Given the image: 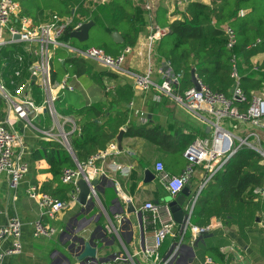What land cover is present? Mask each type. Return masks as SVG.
<instances>
[{"label":"crops","instance_id":"1","mask_svg":"<svg viewBox=\"0 0 264 264\" xmlns=\"http://www.w3.org/2000/svg\"><path fill=\"white\" fill-rule=\"evenodd\" d=\"M106 1L109 2V0H82L81 6L90 11ZM130 1L136 9L141 30L136 45L132 46L133 50L125 58L122 68L119 71L110 69L117 73L119 78L109 80L104 77V81L107 83V90H105L89 75L79 76L81 79L85 78V88L83 86V91L81 90L78 96L75 95V92L72 96H80L82 99H79L78 103L73 101V105H68L64 109L73 108V106L79 107L85 103L90 105L101 103L105 107L109 100L106 92L118 88L121 85L120 80L123 79V81L133 84L135 95L130 105L118 103L116 107L119 110L127 111L129 124L133 122L144 123L141 115L137 113L139 110V112H144L147 120L159 124L165 131L171 129L170 133H176L177 130H180L184 134L193 133L197 138L202 137L207 133V124L200 122L185 110L177 107L174 101L170 105V113H168L161 106L162 101L155 100L156 87L148 90V92H142L135 87L134 82V74L144 75L151 71L152 80L156 84L162 83L167 64L157 53V46L150 44L148 37L155 28L160 27L157 22L159 10L168 8V16H170L175 8V0ZM198 1L208 3L210 0ZM186 4L180 5L182 10ZM76 40L77 44L70 46L83 49L78 45L81 42ZM9 45H17L18 47L11 51L7 50ZM3 47L5 48H1L0 80L11 92L14 91L17 84H26V93L35 101L40 102L43 99V96L40 95V85L36 81L30 82L31 87L28 85L27 63L31 60V56L27 52L26 45L13 43ZM61 49L65 51L66 58L76 54L74 49ZM20 56H23V61L18 60ZM261 56L262 54L255 58ZM58 58L62 60L64 57ZM85 61L92 64L94 70L99 73L110 71L102 64ZM18 69L22 71L20 76L15 75ZM5 109V104L0 99V120L6 117ZM47 114L49 113L46 112L39 120L41 126L45 124ZM71 116L75 117L81 126L84 120L82 116L77 113ZM16 127L23 131L22 122H17ZM245 128L248 129L246 125H243L242 130ZM24 132L25 144L29 149L27 154L28 173L22 178L16 189L11 187L7 175L0 174V227L6 226L13 216L20 218L22 222V250L19 253L4 256L1 264H96L111 259L115 253L130 256L133 264H155L153 260L139 252L145 247L147 240L152 238L154 229L160 226L159 222L157 224L145 222V216L150 215L143 210L145 203L158 200L160 205H165V200L172 196L155 173V163L158 160L165 161V168H167L169 161L160 147L142 137L127 138L124 136L123 150H120V153L106 162L98 163L105 169L106 174L95 186L96 194L90 195L88 203L81 205L78 201L75 205L57 212L54 217H51L45 215V209L28 196L27 189L31 185L39 184L42 189L50 194V190H55L58 187V182L54 180L55 178L50 171L51 166L47 160L32 157V152L40 147L39 140L42 139V135L31 129H26ZM241 133L244 135L246 130ZM185 159L187 161L185 166L182 167V163L174 164L172 162L171 168L167 170L175 175L183 174L190 164L189 159L186 157ZM113 160L129 167L130 173L125 174L114 169ZM147 169H151L156 176L151 182H145ZM190 175L191 178L186 184V186H190V195L185 205V220L190 218L189 224H186V221L184 224L176 222L177 225L174 230L178 239L172 235L167 237L160 249L161 261L166 264H264V224L259 218L252 226L241 232L237 225L226 227L216 216H212L208 230L199 234L193 231L194 226H201L192 221L191 206L195 198L198 200L209 175L203 165H196ZM130 202H133L135 207L132 212L128 211ZM100 203L103 204L107 213H103ZM116 214L124 215V219L118 231L113 233L107 229L106 223L109 218L114 219ZM38 218H43L46 223L54 227L55 233L52 236L39 238L34 236V224ZM13 242V236H6L1 244V250L10 248ZM87 243L96 249V257H82ZM209 246H219V250L226 254L227 262L222 263L216 260L208 252Z\"/></svg>","mask_w":264,"mask_h":264},{"label":"trees","instance_id":"2","mask_svg":"<svg viewBox=\"0 0 264 264\" xmlns=\"http://www.w3.org/2000/svg\"><path fill=\"white\" fill-rule=\"evenodd\" d=\"M18 1L22 14L31 17L37 24L46 21L53 13L73 15L75 22L94 20L89 39L78 45L83 49L98 46L112 56H119L126 47L135 46L141 30L136 9L130 0H109L90 11L81 6L82 0ZM182 2L184 0H175V8L170 16L168 8H161L157 16L160 27H169V32L157 42V53L171 63L175 74H181L180 82L176 84L178 91L193 85L191 74L195 69L198 78L213 91L230 96L236 82L232 77L234 51L240 54L242 61V88L249 97L260 90L264 86V0H210L208 3L187 0L184 10L180 6ZM241 10L243 14H240ZM226 23L236 31L238 47L234 51L228 47L224 27ZM73 28L72 24L61 37L63 42L70 45L77 44V40L71 37ZM96 29L104 33L105 38L97 44H87L94 37L92 33ZM115 31L122 35V43L114 40ZM16 47L9 45L7 50L13 51ZM65 54L63 49H59L52 61L55 80L67 73L89 75L107 90L104 77L109 80L119 78L112 70L100 73L95 71L92 64L77 54L67 58ZM261 54L263 57L258 58ZM58 57L64 58L60 60ZM120 83L118 88L106 92L109 100L105 107L101 103H85L79 107L62 109L61 113L65 115L77 113L84 119L81 131L72 137L73 152L79 162L86 163L94 153L112 142L124 127L125 137H142L157 144L169 160L166 169L171 168L172 162L185 166L187 161L183 153L197 138L196 135L184 134L180 130L170 133L171 129L165 131L152 121L129 124L127 111L117 109L116 105H130L135 95L134 86L123 79ZM161 103L170 113L169 107L173 100L163 96ZM247 105L243 104L241 111ZM41 138L40 147L32 152V157L44 158L51 166L50 171L58 187L50 190V194L69 200L68 194L73 186L63 183L61 175L66 168H75L77 162L61 142ZM257 188L264 189V155L244 145L207 181L192 210L191 219L196 225L205 228L212 216H216L222 225H237L241 232L252 226L257 218L264 224V198L255 192ZM175 238L178 239L177 236ZM208 250L216 260L227 262L226 254L219 250V246H209Z\"/></svg>","mask_w":264,"mask_h":264},{"label":"built area","instance_id":"3","mask_svg":"<svg viewBox=\"0 0 264 264\" xmlns=\"http://www.w3.org/2000/svg\"><path fill=\"white\" fill-rule=\"evenodd\" d=\"M184 3H187V0H184L181 5ZM243 13L244 11L241 10L240 14ZM85 22L87 21L75 22L73 15L61 16L58 13H53L46 21L37 24L31 17L22 14L18 0H0V50L6 44H25L27 52L31 56V60L27 63L28 85L31 87L30 82L36 81L44 91L43 99L37 102L26 93V84H17V87L11 92L0 80V99L3 100L6 107V117L0 120V174L9 177L10 185L14 189L19 186L22 178L29 171L27 160L29 149L25 144L24 130L31 129L48 140H57L69 152L73 151L72 137L81 131V126L76 118L61 114L56 103L65 91L77 92L80 83V77L76 73H67L61 79H53L52 61L57 51L61 48L74 49L76 54L85 60L102 64L108 70L119 71L122 68V62L133 50V47L129 46L119 56H112L98 46L92 45L86 49H76L61 40L69 26L73 24L74 30ZM224 27L228 36V47L234 51L238 47L236 31L229 23H226ZM168 32L169 27L155 28L148 37L150 44L157 45V42ZM23 59V56L18 58L20 61ZM240 60V54L234 51L232 77L236 82L230 96L213 91L200 79V89H197L193 84L178 91L176 84H179L181 74H175L171 63L166 61L167 69L160 84H156L152 80L151 71L144 75L134 74L135 87L138 90L148 92L156 87L155 100L162 101L163 96H169L177 107L208 125L207 133L196 138L184 151V156L189 159L190 164L183 174H172L165 168L161 160L155 163L156 176L169 194L177 196L182 191L190 180V174L196 165H203L206 168L209 175L208 181L244 145H248L264 155V135L258 131L264 129V86L253 92L250 97L247 95L241 86L242 62ZM21 72V69H18L15 75L20 76ZM243 104L248 105L241 111L240 108ZM46 112L49 113L53 122L50 128L46 124L41 126V121H39ZM137 113L141 115L144 123L149 121L144 112L137 110ZM36 119L40 122L39 124ZM17 122H22L23 131L16 127ZM225 122L231 128L223 127L222 124ZM243 125H246L248 129L242 130ZM56 129L57 131H55ZM123 129L125 130V128ZM245 130L244 135H238L239 131L244 132ZM119 151L117 139H115L105 148L94 153L86 163L77 162L75 168H66L61 178L63 183L73 186L69 200L52 196L44 191L39 184L29 186L28 196L45 209V215L54 217L57 212L78 202V180L84 178L88 183H91L97 178H103L106 171L98 163L106 162L120 153ZM112 165L114 169L125 174L130 173L129 167L121 165L116 160H113ZM255 192L260 198H264L263 188H257ZM92 194H96L95 187ZM143 210L150 214L145 216L146 223L157 224L159 222L160 226L154 229L152 238L147 240L145 247L139 253H143L155 264H166L161 261L160 249L167 237L177 236L174 230L177 225L174 214L167 204L160 205L153 201L145 203ZM123 219L124 215L122 214H116L114 219L109 218L106 223L107 229L113 233L117 232ZM208 229L209 226L205 228L193 227V231L198 234ZM21 231L22 222L17 216L11 217L6 226L0 227V264L4 256L21 252ZM54 233V227L46 223L43 218H38L35 221V237L52 236ZM6 236H13L14 242L10 248L1 250V244ZM96 264L133 263L130 256L115 253L111 259Z\"/></svg>","mask_w":264,"mask_h":264},{"label":"water","instance_id":"4","mask_svg":"<svg viewBox=\"0 0 264 264\" xmlns=\"http://www.w3.org/2000/svg\"><path fill=\"white\" fill-rule=\"evenodd\" d=\"M95 22L94 20L90 19V21H87L83 23L79 28L74 29L71 33V37H74L78 39L80 42H85L90 37V30L92 29V26H94ZM18 38V36H17ZM113 38L117 43L123 42V37L120 34V32L115 31L113 33ZM191 81H193V84L197 89L201 88V82L199 81V78L195 72V69L192 70L191 74ZM124 129H121L120 132L117 134L116 138L118 143L119 150H123V137H124ZM70 154L72 155L73 159L76 160V162H79V160L74 155V152L71 151ZM156 176L154 175L153 171L150 169H147L145 171V182H151ZM100 182V179H95L93 182L88 183L84 178H81L78 180V186H79V193H78V201L81 205H86L88 203L90 195L92 194L94 187L97 186ZM202 189V188H201ZM200 189V190H201ZM200 192V191H199ZM190 195V186H185L182 191L177 196H170L165 200V204H167L172 213L174 214V218L178 224H184L186 219V208L185 205L187 204L188 198ZM196 198L194 199L191 210H193V207L196 203ZM156 204H159L160 202L157 200L155 202ZM135 210L133 202L128 204V211L132 212ZM191 213V212H190ZM190 216V215H189ZM190 218L186 221V224H189ZM96 249L92 247L89 243L86 244L85 250L83 251L82 257H96Z\"/></svg>","mask_w":264,"mask_h":264},{"label":"rangeland","instance_id":"5","mask_svg":"<svg viewBox=\"0 0 264 264\" xmlns=\"http://www.w3.org/2000/svg\"><path fill=\"white\" fill-rule=\"evenodd\" d=\"M92 36H94V37H92L91 38V40L90 41H88V43L87 44H89V45H91V44H97V43H99L101 40L100 39H102V38H105L104 36H105V34L104 33H102V32H98V30L96 29V30H94L93 31V33H92ZM5 47H2V49H4ZM2 51V50H1ZM264 56V55H263ZM262 56V57H263ZM241 61V60H240ZM242 62V61H241ZM84 79L85 78H80V82L81 83H79V85H78V92H75V95H79L78 93L79 92H81V90L83 91V86H84ZM84 88H85V86H84ZM39 90H40V88H39ZM72 94L73 93H70V92H68V91H65V93H62L61 95H60V98L57 100V106H58V108H59V110H60V112L62 111V109H64L66 106H68V105H73V101H76L77 103H78V101H79V99H82V98H80V96L79 97H74V96H72ZM40 95L41 96H43L44 97V91L41 89L40 90ZM74 95V94H73ZM75 104V103H74ZM61 114H63V113H61ZM63 115H65V114H63ZM43 117V116H42ZM41 117V118H42ZM45 124H46V126L48 127V128H50L52 125H53V122H52V120H51V118H50V116H49V114H47L46 116H45ZM194 121V120H193ZM36 122L39 124V122H38V119H36ZM223 125V127H229V128H231L226 122L225 123H223L222 124ZM55 131H57V129L55 130ZM259 131V133L260 134H262V135H264V129H262V130H258ZM242 133H241V131H239L238 132V135H241ZM100 208H101V210H103V213H107L106 212V210H105V208H104V206H103V204L102 203H100Z\"/></svg>","mask_w":264,"mask_h":264},{"label":"bare ground","instance_id":"6","mask_svg":"<svg viewBox=\"0 0 264 264\" xmlns=\"http://www.w3.org/2000/svg\"><path fill=\"white\" fill-rule=\"evenodd\" d=\"M124 62V61H123ZM123 62H122V65H123Z\"/></svg>","mask_w":264,"mask_h":264}]
</instances>
